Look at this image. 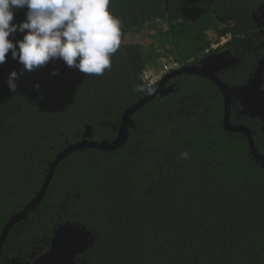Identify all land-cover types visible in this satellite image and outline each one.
Returning <instances> with one entry per match:
<instances>
[{
  "label": "trees",
  "instance_id": "obj_1",
  "mask_svg": "<svg viewBox=\"0 0 264 264\" xmlns=\"http://www.w3.org/2000/svg\"><path fill=\"white\" fill-rule=\"evenodd\" d=\"M263 3L109 0L121 21V44L100 76L61 59L28 72L10 50L0 64V236L41 190L57 154L82 141L88 126L95 140L117 136L125 111L151 90L146 71L171 58L178 68L198 63L228 34L226 45L244 41ZM26 12L17 9L12 23L23 22ZM149 26L156 33L134 39ZM250 65L223 80L247 82ZM12 71L15 92L8 86ZM172 82L175 91L133 114L136 128L126 145L83 149L61 161L39 207L10 229L0 264L47 252L55 228L67 222L96 234L86 264H264V168L247 137L224 128L214 82L187 73ZM246 123L264 154L261 122Z\"/></svg>",
  "mask_w": 264,
  "mask_h": 264
},
{
  "label": "clouds",
  "instance_id": "obj_2",
  "mask_svg": "<svg viewBox=\"0 0 264 264\" xmlns=\"http://www.w3.org/2000/svg\"><path fill=\"white\" fill-rule=\"evenodd\" d=\"M22 8L27 9L26 19L12 23ZM17 31L24 35L14 42L9 36ZM120 44L121 21L109 11V0H0V64L11 50L28 72L61 59L86 75L100 76L111 68ZM17 79L12 71L8 86L13 92ZM181 155L186 159L189 154Z\"/></svg>",
  "mask_w": 264,
  "mask_h": 264
},
{
  "label": "water",
  "instance_id": "obj_3",
  "mask_svg": "<svg viewBox=\"0 0 264 264\" xmlns=\"http://www.w3.org/2000/svg\"><path fill=\"white\" fill-rule=\"evenodd\" d=\"M228 66H230V63L221 55L216 54L207 56L199 64H187L167 72L156 85L151 87L148 95L141 98L125 111L119 132L114 139L95 140L93 139L91 128L88 126L82 141L68 144L65 149L57 154L56 158L50 163V168L41 190L23 210L14 214L7 222L0 236V252L10 229L16 223L27 219L39 207L56 169L63 159L71 153L83 149L114 151L126 145L130 138V130L136 128V123L132 118L133 114L143 108L157 95L165 96L173 92L176 89L175 85L166 86L165 83L167 80L178 75L186 73L194 74L213 81L219 87L225 108L224 128L230 132L244 134L249 141L250 151L254 159L264 168V154L256 146L252 129L245 124H234L231 121L232 103L236 100L242 106V115L260 118L264 122V58L259 61L249 81L242 85H229L217 75L220 70ZM95 239L96 234L81 223H61L55 228L51 248L46 253L37 257L34 262H23L14 258L13 264H75L79 255L84 254L94 243Z\"/></svg>",
  "mask_w": 264,
  "mask_h": 264
},
{
  "label": "flooded vegetation",
  "instance_id": "obj_4",
  "mask_svg": "<svg viewBox=\"0 0 264 264\" xmlns=\"http://www.w3.org/2000/svg\"><path fill=\"white\" fill-rule=\"evenodd\" d=\"M253 15H254V21L256 23V28L254 29V31L251 33V35L247 39H245L244 41H241V42H237V43H233V44H230V45H226L232 39V37L230 35V38L228 40H226L225 42H222V45L217 48L218 50L216 52L208 55V56H211V55L219 54L225 60H227L230 63V66L224 68L223 70H220L217 73V75L222 80H223L222 75L224 73H229L230 71H234L236 69H243L248 64H251L250 66H251L253 72L251 73L250 77L248 78V80H247V82H248L249 79L251 78V76L253 75V73L255 71V68L257 67L259 61L264 58V3L262 5H260V7L253 13ZM206 57H204V58H206ZM252 61H253V63H252ZM199 62L196 63V64H199ZM192 75H194V74H192ZM194 76H196V75H194ZM174 78H171V79L167 80L165 85L168 86V85L174 84L175 88H176V85L178 83L177 82H172V79H174ZM205 79H207V78H205ZM247 82H245V83H247ZM226 83H228V82H226ZM245 83H243V84H245ZM229 85H242V84H229ZM241 109H242V106H241L240 102L234 100L233 103H232V108H231V121L234 124H245L248 127H250L246 123V121H248V119H258L261 122V129L263 131L264 122L260 118H251L249 116L242 115L241 114ZM252 132H253V130H252ZM263 133H264V131H263ZM253 135H254V133H253ZM85 253L82 254V255H79V257L77 258L75 264H86V260H85V257H84ZM35 255L32 256L33 260H28V261H23V262H34L35 259L37 257H39L40 255H42V254H40L38 256H35ZM13 259L14 258H12L8 262V264H13ZM18 261H21V260L18 259ZM5 264H7V263H5Z\"/></svg>",
  "mask_w": 264,
  "mask_h": 264
},
{
  "label": "built area",
  "instance_id": "obj_5",
  "mask_svg": "<svg viewBox=\"0 0 264 264\" xmlns=\"http://www.w3.org/2000/svg\"><path fill=\"white\" fill-rule=\"evenodd\" d=\"M226 37H229L230 38V35H227ZM226 37H222V41L219 42L218 44H212V48L216 49L220 46V44L223 42V40L226 39ZM179 66L178 63H176L175 61L171 59H169L167 62H165L162 66H161V74H153V72H150L149 70L145 72V79L147 80L148 82V85L150 87H153L154 85H156L158 83V81L161 79V77L163 75H165L167 72L173 70V69H176L177 67Z\"/></svg>",
  "mask_w": 264,
  "mask_h": 264
},
{
  "label": "rangeland",
  "instance_id": "obj_6",
  "mask_svg": "<svg viewBox=\"0 0 264 264\" xmlns=\"http://www.w3.org/2000/svg\"><path fill=\"white\" fill-rule=\"evenodd\" d=\"M150 33L151 34H154V33H156V29H155V27H151V26H149V27H146L145 29H143L141 32H139L138 34H137V36L136 37H134V39L136 38V39H138V40H143L144 38H148L149 36H151L150 35ZM229 35V34H228ZM227 36V35H226ZM226 36H224V37H226ZM214 37H216V36H211V39L213 40L214 39ZM229 39V37H226V39L225 40H223V42H225L226 40H228ZM158 40V38L156 39V41ZM222 41V38L220 39V40H214V44L216 45V44H218L219 42H221ZM222 45V43L220 44V46ZM163 49H165V48H162V51H163ZM161 51V52H162ZM163 54L161 53V56H162ZM162 60H163V58H162ZM168 61V60H167ZM167 61H160L159 62V65L161 64V63H165V62H167ZM178 68V67H177ZM150 72H153V74L155 73V74H161V73H159V72H161V69H160V67L159 68H155V69H151V70H149Z\"/></svg>",
  "mask_w": 264,
  "mask_h": 264
}]
</instances>
